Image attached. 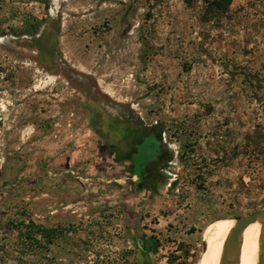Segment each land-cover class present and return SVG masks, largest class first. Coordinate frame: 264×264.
Segmentation results:
<instances>
[{
  "label": "rangeland",
  "instance_id": "rangeland-1",
  "mask_svg": "<svg viewBox=\"0 0 264 264\" xmlns=\"http://www.w3.org/2000/svg\"><path fill=\"white\" fill-rule=\"evenodd\" d=\"M146 147L125 211L49 214L50 170ZM262 209L264 0H0V264H198Z\"/></svg>",
  "mask_w": 264,
  "mask_h": 264
},
{
  "label": "crops",
  "instance_id": "crops-1",
  "mask_svg": "<svg viewBox=\"0 0 264 264\" xmlns=\"http://www.w3.org/2000/svg\"><path fill=\"white\" fill-rule=\"evenodd\" d=\"M153 147L144 148V154L149 155L147 160L143 163L138 162V158L144 155L139 153L138 155L133 156H121L118 153L110 156L106 163V168L108 170H101L100 164H102L101 159L99 160H90L85 163H78L76 169H65L63 172L57 173L56 169L50 170V177L48 178V186H52L55 188V184H59L63 190L60 194H55L54 192H48L47 195L51 199V204L56 201H61L62 210L55 207L50 206V215H87L84 211H80L82 206H97L102 204H109L110 206H114V203L117 204V207L120 209H124L129 204H134L137 198L138 193L142 194L145 188V184L143 181V173L142 170L145 168L147 164L150 163L151 158V149ZM95 157L94 154L89 150L84 151V158ZM55 159H53V162ZM103 165V164H102ZM110 165V167H109ZM54 167V165H52ZM112 168H116L112 170ZM79 173V176L76 175ZM70 174L75 176L77 181L66 182L67 177H71ZM62 183V185H60ZM73 183V184H72ZM74 186L79 188V192L75 197L73 190ZM103 190H106L103 192ZM103 192V193H102ZM111 193H116V195H111ZM22 198V197H21ZM23 204V202H22ZM76 208L72 210L71 208ZM72 210V211H71ZM88 215H99L98 212L94 214ZM124 215H127L124 213Z\"/></svg>",
  "mask_w": 264,
  "mask_h": 264
},
{
  "label": "bare ground",
  "instance_id": "bare-ground-1",
  "mask_svg": "<svg viewBox=\"0 0 264 264\" xmlns=\"http://www.w3.org/2000/svg\"><path fill=\"white\" fill-rule=\"evenodd\" d=\"M235 220H219L206 228L205 249L198 264H220L228 235ZM240 260L238 264H257L264 251V222L254 221L240 236Z\"/></svg>",
  "mask_w": 264,
  "mask_h": 264
},
{
  "label": "water",
  "instance_id": "water-1",
  "mask_svg": "<svg viewBox=\"0 0 264 264\" xmlns=\"http://www.w3.org/2000/svg\"><path fill=\"white\" fill-rule=\"evenodd\" d=\"M144 154V149L142 151ZM235 220V226L231 233L228 235L220 264H238L240 260V245L239 238L241 234L254 222H264V209L257 211L245 217H240ZM257 264H264V251L259 256Z\"/></svg>",
  "mask_w": 264,
  "mask_h": 264
},
{
  "label": "trees",
  "instance_id": "trees-1",
  "mask_svg": "<svg viewBox=\"0 0 264 264\" xmlns=\"http://www.w3.org/2000/svg\"><path fill=\"white\" fill-rule=\"evenodd\" d=\"M42 233H44L47 238H52L51 236L53 235V231L50 230V231H47V230H40Z\"/></svg>",
  "mask_w": 264,
  "mask_h": 264
}]
</instances>
